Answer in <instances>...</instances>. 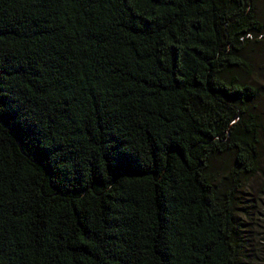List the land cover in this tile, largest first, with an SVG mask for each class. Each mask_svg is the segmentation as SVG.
Here are the masks:
<instances>
[{
	"label": "trees",
	"instance_id": "obj_1",
	"mask_svg": "<svg viewBox=\"0 0 264 264\" xmlns=\"http://www.w3.org/2000/svg\"><path fill=\"white\" fill-rule=\"evenodd\" d=\"M261 2L0 0V264H264Z\"/></svg>",
	"mask_w": 264,
	"mask_h": 264
},
{
	"label": "rangeland",
	"instance_id": "obj_2",
	"mask_svg": "<svg viewBox=\"0 0 264 264\" xmlns=\"http://www.w3.org/2000/svg\"><path fill=\"white\" fill-rule=\"evenodd\" d=\"M261 1V4L264 8V0ZM244 53L254 60L258 69L259 86L264 88V69H261L260 65L255 61V57L264 58V41H261V43L253 42L252 45H249L244 50ZM262 99L264 100L263 97ZM262 164L264 169V136L262 143ZM248 187L251 189L255 197H257L258 202L257 208L249 216V218L252 219V231L255 236L252 235L253 233H250L248 242L251 250L255 251L257 254H264L262 253L263 245L259 240L260 238L264 237V172L257 175L250 183H248ZM236 212L239 217H243L240 209H237Z\"/></svg>",
	"mask_w": 264,
	"mask_h": 264
}]
</instances>
